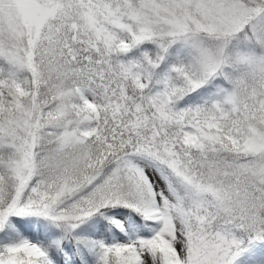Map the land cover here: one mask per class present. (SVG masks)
Instances as JSON below:
<instances>
[{
	"label": "snow or ice",
	"instance_id": "obj_1",
	"mask_svg": "<svg viewBox=\"0 0 264 264\" xmlns=\"http://www.w3.org/2000/svg\"><path fill=\"white\" fill-rule=\"evenodd\" d=\"M0 264H264V0H0Z\"/></svg>",
	"mask_w": 264,
	"mask_h": 264
}]
</instances>
